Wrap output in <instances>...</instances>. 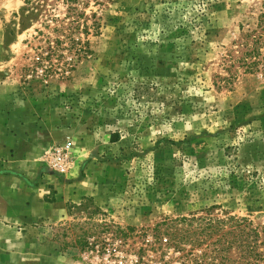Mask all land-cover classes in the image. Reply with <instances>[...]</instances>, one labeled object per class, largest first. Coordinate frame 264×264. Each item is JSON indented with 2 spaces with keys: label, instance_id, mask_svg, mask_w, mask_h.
Returning a JSON list of instances; mask_svg holds the SVG:
<instances>
[{
  "label": "rangeland",
  "instance_id": "374dc122",
  "mask_svg": "<svg viewBox=\"0 0 264 264\" xmlns=\"http://www.w3.org/2000/svg\"><path fill=\"white\" fill-rule=\"evenodd\" d=\"M25 1L0 0V124L50 121L40 174L95 188L65 220L35 223L42 237L9 240L68 258L44 264L241 260L228 217L264 226V71L226 53L258 0H91L72 34L64 0ZM68 142L60 172L48 157Z\"/></svg>",
  "mask_w": 264,
  "mask_h": 264
},
{
  "label": "crops",
  "instance_id": "0c3cea01",
  "mask_svg": "<svg viewBox=\"0 0 264 264\" xmlns=\"http://www.w3.org/2000/svg\"><path fill=\"white\" fill-rule=\"evenodd\" d=\"M0 126V264H42L36 260L50 261L53 257L67 261L50 243L19 246L9 238L42 237L44 228L35 227V223L65 220L68 205L93 194L95 187L84 180L63 183L40 174L43 154L59 139L54 124L47 119L18 117ZM11 126L15 129L8 130ZM71 262L80 264L75 258Z\"/></svg>",
  "mask_w": 264,
  "mask_h": 264
},
{
  "label": "trees",
  "instance_id": "16d2710c",
  "mask_svg": "<svg viewBox=\"0 0 264 264\" xmlns=\"http://www.w3.org/2000/svg\"><path fill=\"white\" fill-rule=\"evenodd\" d=\"M35 1L36 2L26 0L25 2L28 6L25 7L23 11H30V9H32V11L35 9L39 10V8L42 7L41 0ZM94 1L95 4H102L104 0ZM64 3L67 6L65 17L70 20V27H68V29H71L72 34L74 30L80 28L82 23L80 18L85 15L86 12L84 10L91 4V0H64ZM212 3L217 4L218 0H214ZM250 17L251 21H248L245 25H240V36L233 41V45L236 47L230 49L226 54L231 60L233 59V66L238 63L240 67L244 68L243 71L245 73H256L258 71H264V0H258V2L254 3ZM49 20L50 23H55L56 27H58V24L61 21L56 15H49L46 21ZM67 37L69 36L67 35ZM78 50L84 52V49L82 48ZM234 53L237 55L235 56ZM231 67L232 66H230V68ZM231 76L233 78L234 74ZM230 80L231 78L227 79V81ZM120 138L119 133H113L111 136V142H118ZM228 221L234 222L233 225H235V230H237V237H233L231 240L226 239L227 247L225 248L229 249L233 242H239L238 246L242 247V254L240 257L242 259L239 261L235 260L237 262L236 264H264V226L262 229L263 234H261V231L258 228L250 227L245 219L228 217ZM231 230L232 229H229L225 234H229ZM157 234L160 236V233ZM163 234L166 235L168 233ZM170 240H172V238L167 237V241L169 242ZM200 241L204 242V239H192L190 243L193 246L200 247L202 246ZM174 247H176L175 250L177 252H181V248L178 249L175 245Z\"/></svg>",
  "mask_w": 264,
  "mask_h": 264
},
{
  "label": "built area",
  "instance_id": "2783aa9c",
  "mask_svg": "<svg viewBox=\"0 0 264 264\" xmlns=\"http://www.w3.org/2000/svg\"><path fill=\"white\" fill-rule=\"evenodd\" d=\"M70 145L71 142H68L63 146L56 145L53 147L48 157L50 166H53V168L60 172H64L71 167Z\"/></svg>",
  "mask_w": 264,
  "mask_h": 264
}]
</instances>
